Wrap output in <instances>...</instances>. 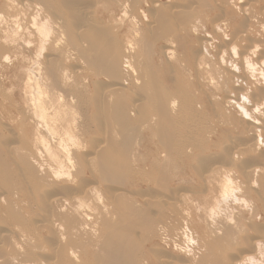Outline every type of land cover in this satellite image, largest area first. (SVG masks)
I'll use <instances>...</instances> for the list:
<instances>
[{
    "label": "bare ground",
    "instance_id": "bare-ground-1",
    "mask_svg": "<svg viewBox=\"0 0 264 264\" xmlns=\"http://www.w3.org/2000/svg\"><path fill=\"white\" fill-rule=\"evenodd\" d=\"M10 58L0 264H264V0H0Z\"/></svg>",
    "mask_w": 264,
    "mask_h": 264
},
{
    "label": "rangeland",
    "instance_id": "rangeland-1",
    "mask_svg": "<svg viewBox=\"0 0 264 264\" xmlns=\"http://www.w3.org/2000/svg\"><path fill=\"white\" fill-rule=\"evenodd\" d=\"M200 36H203V33H201L200 35L190 33V37L188 41H190L191 44H194L196 43L197 39L200 38ZM0 79H1L0 80V85H1L0 93L1 91H4L5 93H7L6 94L7 96L9 95L11 97L10 100H8L7 102H2V104L4 105V107L8 108L9 111L12 113L11 117L9 118H12L16 121L20 118V114L19 112L17 113L15 109L16 108L22 109L23 110L22 112H24L26 109V104L23 101L25 98V95H23L24 94V88H23L24 75L22 73L20 65L15 63L13 61V58H10V60L7 63L2 65L0 69ZM1 118L3 119L2 116Z\"/></svg>",
    "mask_w": 264,
    "mask_h": 264
}]
</instances>
